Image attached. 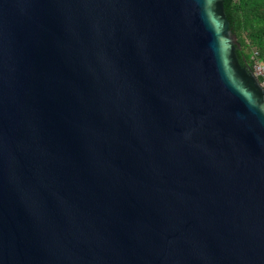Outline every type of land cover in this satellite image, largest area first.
<instances>
[{
    "label": "water",
    "instance_id": "1",
    "mask_svg": "<svg viewBox=\"0 0 264 264\" xmlns=\"http://www.w3.org/2000/svg\"><path fill=\"white\" fill-rule=\"evenodd\" d=\"M223 0H0V264H264V88Z\"/></svg>",
    "mask_w": 264,
    "mask_h": 264
},
{
    "label": "trees",
    "instance_id": "2",
    "mask_svg": "<svg viewBox=\"0 0 264 264\" xmlns=\"http://www.w3.org/2000/svg\"><path fill=\"white\" fill-rule=\"evenodd\" d=\"M226 17L235 33L237 57L241 64L252 66V49L264 61V0H223Z\"/></svg>",
    "mask_w": 264,
    "mask_h": 264
},
{
    "label": "built area",
    "instance_id": "3",
    "mask_svg": "<svg viewBox=\"0 0 264 264\" xmlns=\"http://www.w3.org/2000/svg\"><path fill=\"white\" fill-rule=\"evenodd\" d=\"M259 53L256 48L252 49V70L258 78L261 86L264 88V61L258 57Z\"/></svg>",
    "mask_w": 264,
    "mask_h": 264
}]
</instances>
